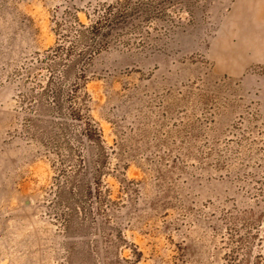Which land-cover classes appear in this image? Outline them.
Wrapping results in <instances>:
<instances>
[{
    "label": "rangeland",
    "instance_id": "374dc122",
    "mask_svg": "<svg viewBox=\"0 0 264 264\" xmlns=\"http://www.w3.org/2000/svg\"><path fill=\"white\" fill-rule=\"evenodd\" d=\"M240 235L263 264L264 0H0V264H228Z\"/></svg>",
    "mask_w": 264,
    "mask_h": 264
},
{
    "label": "trees",
    "instance_id": "16d2710c",
    "mask_svg": "<svg viewBox=\"0 0 264 264\" xmlns=\"http://www.w3.org/2000/svg\"><path fill=\"white\" fill-rule=\"evenodd\" d=\"M81 28L84 29V31L80 32V37H82L83 39H85V37H86L85 36L86 32L89 33V32H95L96 31L95 28H93V27L87 28L85 26H81ZM80 46L85 47V49H87L88 47L91 48V45H88V44L84 43L83 41H76V42L72 43L68 48H66L64 45H61V44H60V46H58L57 50L60 51V67L63 65L65 67H70L72 64H74L75 61L71 57V53L78 50L80 48ZM61 97H62V87L60 88V98ZM69 102H70V104L73 103L70 101V99H69L68 103ZM71 107H72V109H71L70 114H69L70 117L75 121H80L81 120L80 119L81 118L80 112L78 111V109L73 107V105H71ZM63 109H64L63 104H61L60 105V115H61V111H63ZM67 127L68 126L66 123L61 124V131L64 134L67 131ZM83 132H84L85 137L87 139H94L97 137H99V138L101 137L99 131L94 127L84 129ZM235 243H236L237 247L235 248L234 251H232V255L230 256L228 264H244L243 261L239 260V258H238L239 255H236V253H237L236 249H240V250L247 252L249 249V245L247 243V240L242 235H240V236H238V238H236ZM261 261H262V257L258 256L256 264H259Z\"/></svg>",
    "mask_w": 264,
    "mask_h": 264
}]
</instances>
